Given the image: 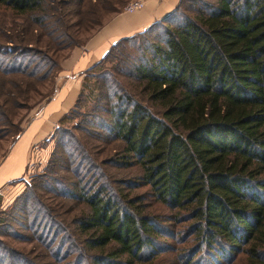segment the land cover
<instances>
[{
	"label": "trees",
	"instance_id": "trees-1",
	"mask_svg": "<svg viewBox=\"0 0 264 264\" xmlns=\"http://www.w3.org/2000/svg\"><path fill=\"white\" fill-rule=\"evenodd\" d=\"M63 4L0 0V139L39 86L13 64L27 49V24L52 36ZM181 6L189 12L171 25ZM102 20L81 41L62 23L53 28L63 42L57 59L47 46L48 69L56 74ZM162 21L161 40L129 62L125 87L113 79L104 106L98 86L89 93L90 108L104 112L94 122L102 132L80 128L51 152L46 166L66 163L61 190L42 186L45 199L33 191L26 201L37 187L24 185L12 200L38 205L60 234H35L29 254L0 246V264H264V0H178ZM85 81L71 110L87 98ZM96 136L102 143L89 140ZM126 168L135 173L112 177L110 169ZM53 194L73 204L52 207Z\"/></svg>",
	"mask_w": 264,
	"mask_h": 264
},
{
	"label": "rangeland",
	"instance_id": "rangeland-1",
	"mask_svg": "<svg viewBox=\"0 0 264 264\" xmlns=\"http://www.w3.org/2000/svg\"><path fill=\"white\" fill-rule=\"evenodd\" d=\"M62 1L65 5L63 4L61 6V13L59 14L60 20L54 22L52 19V36L47 37L41 31H35L36 29H33L35 26L27 24L29 29L23 41V44L26 45L27 49L19 51V55H17V57L13 59V64H16L17 67L19 66L20 69H24L23 73L34 72L36 76L40 77V80H38L35 84V88L37 85H39L38 90L36 91L37 93H33V91L31 92V94L33 93L31 95L32 99H30V101H26L28 103L22 104V106L17 109L15 120H13L11 125H8L4 128L2 137L0 139V159L4 156L10 142L18 133H16V131L22 128L27 123L34 111L39 108L41 103L48 98V96L54 89L56 81V68L54 69L52 65V69H48L49 65L47 62H45L46 56H49L47 46H52V58L57 59V56H59L61 51H54L57 46L55 44H61L63 42V38L58 37L56 39L54 35L59 32H54L53 28L59 27V25L62 23L67 27V32L68 34H70L73 41H79L80 38L82 40L83 34L85 35L86 33L84 32V30L87 29L92 23L94 24L98 18H101V20L103 19L102 22L105 21L112 15V13H109L116 7L120 6L121 8L119 9V11H123L124 6L130 0ZM90 12L92 13L90 14ZM188 12L189 11H187L183 6L179 7V9L176 10L175 15L171 19V25H174L178 21L181 13L187 14ZM163 25V21L156 22L147 30L141 33H137L119 40L107 51L103 58L86 73V75L84 76L86 81L82 96H86L87 98L82 99L81 103H79L76 108L70 111L71 113L68 112V114L62 119L56 130H54L56 127L53 129L54 132L52 131L53 136L49 144V150L48 152H46L44 157L42 159L40 158L39 160L32 153L33 158L30 163L26 165L25 170L21 174L20 178L15 180V182L9 184L13 187L7 192L3 203L0 205V246L12 248L20 252H28L29 254L31 252H34V250L36 251V248L34 246L35 243L32 244L33 241L31 240V238H35L33 237L35 234L37 235V238L41 240L48 239L50 234H48L47 232H49V230L51 231L52 227L54 228V233L52 234H60L58 228L52 225L50 229V224H47L46 221L42 219L43 214L41 212V208L38 207V205L33 206L31 205L30 201H28V203L16 205L11 204L12 200L14 196L24 188V185L27 188L34 185H36L37 187L36 189H31L29 191L26 201L30 198L33 191L37 195H39V198L41 200L42 198L45 199L48 193H46V191L44 190H39V188H42V186H44V188L52 187L54 191H59L62 184L66 181L64 175H66L67 171L66 169H63L61 167L65 166L63 164L66 163L57 161L55 162V164H53L51 161V164L49 166H46L51 156V152L54 150H64L65 141L68 139L69 135L79 137L80 134L84 133L82 130H80V128L86 129L91 134V136L93 134H97L96 132H102V129L96 127V124L94 122L96 121L98 116L102 117L105 115L104 112L99 109V107H97L96 109L90 108L92 101L89 97V93H91L92 95L97 93L94 92L93 87L95 85L98 86V92L100 93L99 102L101 106H104L107 97L110 96L111 89L114 88V86L111 84V81L115 79V81L119 85H123V82L131 81L130 78L124 77L125 71L127 72L128 68L130 67L129 62L134 61L133 58L136 57V54L144 46L151 45L161 40V38L163 37ZM96 27L97 26L92 29V32L98 28ZM13 32L19 33L15 31ZM11 40L13 42L9 43V45H16L20 43L19 41H17V39ZM83 42L84 41H82L81 44ZM63 52L64 51H62V53ZM115 64L116 66H119L115 67ZM47 69L49 70L48 74H46ZM17 75L19 74L15 73L9 75V77L12 76L14 79V77ZM123 86L125 87L126 84L124 83ZM1 91L2 89L0 88V92ZM98 104L99 103L97 102V105ZM95 115L96 117H94ZM91 138L93 139L89 140L93 141L94 143H102L101 137L99 136ZM45 146L46 145H43L42 148H44ZM94 149L95 148H93L92 151H94ZM106 154L107 152L101 153L100 157H103ZM106 168H110V166H107ZM110 172L113 175L112 177L117 179L120 176H129L130 174H134L135 169L126 168L123 170L121 169L120 171L110 169ZM32 181L33 183H31ZM140 190L138 192H141ZM41 195L43 197H41ZM52 198V207L56 204H73V202L62 200L61 197H58L54 194ZM148 202H150L149 199L142 202V204H144L142 206H146ZM33 207H35L36 209H33ZM32 215L37 216V220L35 222L33 221L34 217ZM52 219L57 220V217L52 214ZM52 244L53 246H55L56 241H54ZM61 246L62 245L60 244L59 247ZM50 249H52L51 246ZM2 255L3 251L1 250L0 260Z\"/></svg>",
	"mask_w": 264,
	"mask_h": 264
},
{
	"label": "crops",
	"instance_id": "crops-1",
	"mask_svg": "<svg viewBox=\"0 0 264 264\" xmlns=\"http://www.w3.org/2000/svg\"><path fill=\"white\" fill-rule=\"evenodd\" d=\"M142 1V6L132 12L113 13L61 61L52 93L34 111L0 159V205L13 187L9 184L20 178L33 154L40 160L48 152L52 131L73 107L86 73L116 42L162 21L178 0ZM43 145L46 146L42 148Z\"/></svg>",
	"mask_w": 264,
	"mask_h": 264
},
{
	"label": "built area",
	"instance_id": "built-area-1",
	"mask_svg": "<svg viewBox=\"0 0 264 264\" xmlns=\"http://www.w3.org/2000/svg\"><path fill=\"white\" fill-rule=\"evenodd\" d=\"M143 4L142 0H130L128 3L124 6V11L132 12L136 9H139Z\"/></svg>",
	"mask_w": 264,
	"mask_h": 264
}]
</instances>
